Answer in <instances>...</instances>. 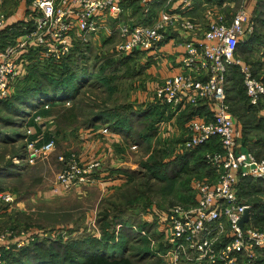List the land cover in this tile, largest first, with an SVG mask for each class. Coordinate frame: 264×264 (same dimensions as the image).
Returning <instances> with one entry per match:
<instances>
[{"label": "built area", "instance_id": "obj_1", "mask_svg": "<svg viewBox=\"0 0 264 264\" xmlns=\"http://www.w3.org/2000/svg\"><path fill=\"white\" fill-rule=\"evenodd\" d=\"M150 0H141L148 9ZM188 4L190 0H181ZM5 0H0V31L7 26L8 13ZM121 0H29L27 10L18 29L20 33L0 45V101L13 91L14 83L22 71L17 61L19 54L29 48L37 49L43 60L58 61L66 57L75 42L88 41L101 24L96 17L109 12H121ZM176 24L192 35L183 41L181 69L166 76L156 88L159 102L171 112L186 106L207 105L210 112L205 118L192 117L185 124L186 138L177 153L191 151L212 139L219 150L204 154L213 178L196 179L191 184L194 203L189 207L175 205L162 217L165 236L166 264H257L264 249V225L250 220V204L238 195L239 178L264 179V158H257L249 150H241V133L226 100L225 79L229 68L235 66L242 76L248 102L258 106L264 98V84L254 74L248 63L241 61L237 45L253 28V21L243 5L233 13L230 21L222 13L215 14L202 34L197 35V25L189 18L162 13L153 24L120 21L115 28L119 40L114 48L119 53L154 51L163 40L164 29ZM11 27V26H10ZM69 106V102L65 103ZM48 108V104H44ZM35 123L41 116L33 118ZM31 128L26 130L27 161L46 158L54 150L53 140L36 145ZM78 157V156H77ZM74 153L60 155L62 164L55 184L58 189L70 190L73 186L93 184V177L101 169L100 160L82 163ZM55 188V191H58ZM10 192L0 191L1 203L11 204ZM248 220L239 225L244 211ZM36 234H22L15 245H25ZM7 235L0 236V264L2 253L10 248Z\"/></svg>", "mask_w": 264, "mask_h": 264}, {"label": "rangeland", "instance_id": "obj_2", "mask_svg": "<svg viewBox=\"0 0 264 264\" xmlns=\"http://www.w3.org/2000/svg\"><path fill=\"white\" fill-rule=\"evenodd\" d=\"M16 2L17 0H5L4 6L8 13L16 9ZM240 3L236 1V8ZM255 4L252 12L247 10L251 12L249 15L250 20L253 21V28L239 42L242 46L240 51L237 50V54L241 61L248 63L252 69L256 70L254 74L260 77L264 75V0H256ZM140 15L137 13V16L140 17ZM252 33L255 35V41L247 50L244 44L247 45ZM104 34L100 33L97 37H91L94 42L93 46L86 49L78 62L85 63L89 67L94 65V68L101 71V76L107 81L103 83V79L95 77L94 80L84 84L80 89L78 100L97 109L110 110L122 107L126 112H129L128 109L145 110L151 104L155 105L151 83L150 89L146 87L152 77L147 70L145 72L140 68V63L148 60H143L146 58L135 53L132 55L136 56L134 61H128L126 65L121 64L120 69L114 71L115 64L110 62L113 60L110 58L113 57L110 54L113 45L109 41L105 44L102 42ZM1 38L4 36H0ZM11 38L9 37L8 40ZM231 95L237 96L236 93ZM71 104L72 102H69V106H63L70 107ZM1 105L0 188L10 192L14 199L9 206H4L5 210H1L3 207H0V211L4 212L0 215V236L6 234L10 244L14 243L10 245L9 250H12L10 254L18 253L32 243L30 241L25 245H15L23 238L22 234L33 236L36 234L35 239L50 238L51 241L57 239V241L66 242L70 241L72 236L82 232L99 236L100 228L105 226L109 234L114 230L115 239H120L121 232L118 234L117 232L122 224L131 228L130 230L134 233L136 229L139 230L138 226L146 228L153 226V234L149 233V237L154 244L149 243L147 246V240L134 241L131 237L126 239L127 247L124 249L126 251L117 252L121 254L120 256L130 258L134 264H166L159 260L157 254L153 253V251L159 252L160 244L164 245L165 242L164 226H162L163 214L165 210L175 205L189 207L194 197L190 190L193 180L208 178L206 174L201 175V172L192 169L195 160L190 161L189 171L178 173L177 169L178 174L171 182L165 179L158 180L152 175L154 171L151 168L155 170L158 164H162L159 166L161 172L160 170L157 172L158 177L161 174L162 176L166 174L173 176L176 172L175 168H179V157L182 153H177V150H179L178 145L185 140V132H183L185 121L171 122V116L159 117L158 122H154L157 134L150 143L141 144H136L135 139H138L136 134L148 131V125L145 122L150 120L147 118V120L140 121L141 124L134 122L132 135L122 136V139L124 138L120 139L122 145L119 150H115L116 156L122 163L121 168H124L127 177L131 179L128 182L108 188V184L102 180L89 185L73 186L70 190H62L58 189L55 184L57 173L62 168L58 157L60 155L67 157L70 153H74L77 157V149L81 146L77 145V142L74 145L71 135L63 136L62 132L58 131L59 135L55 133L52 137L54 150L51 154L46 158H37L32 164L28 163L27 143L24 136L27 128L35 130L36 136L45 140V132H54L55 127H51L52 119L40 112L44 105H38L36 110H27V115L20 117L12 115L8 111L9 108H6L7 111L4 110ZM262 106L259 107L257 116L259 113L264 114ZM48 107L51 108V105L48 104ZM229 108L239 126L238 116L236 117L230 104ZM37 115L41 116V122H47L48 128L43 132L38 130L36 124L32 122ZM262 136L264 137V134L261 131H252L245 136L241 133V150H249L256 154L257 158H264V147L258 145ZM206 152L209 151L202 150L201 153L196 152V155L204 156ZM177 163L178 165L174 167ZM55 188L58 191H55ZM106 214L113 216V219L101 222L100 219ZM146 246L149 248L148 253L144 249Z\"/></svg>", "mask_w": 264, "mask_h": 264}, {"label": "trees", "instance_id": "obj_3", "mask_svg": "<svg viewBox=\"0 0 264 264\" xmlns=\"http://www.w3.org/2000/svg\"><path fill=\"white\" fill-rule=\"evenodd\" d=\"M19 23H21V21H17L11 26L13 30L11 31V36L15 37L20 33L18 29ZM9 37L10 35L8 37L4 36L2 43L5 42V40L7 41ZM111 38L112 37L104 38L103 43H107ZM253 41H255V35L252 33L247 41V45L244 44V47L246 46L247 50H249ZM241 44L242 43H238L237 45L238 51L241 50ZM111 45H113V47H111L110 54L113 57L110 58H113V60L110 62L115 64V67H113L114 71L119 70L121 64L134 61L136 56L132 55L140 52L139 50H135L133 52L119 53L114 48L115 44L112 43ZM92 46L93 44L89 40L77 41L74 43L70 53L58 61L42 60L40 57H37L35 52L31 51V48L22 51L18 61L22 60L24 63L22 69L26 71V73L14 83V88L10 96L6 100L0 101L2 108L4 110L9 108L8 111L12 115L20 117L27 115V110H36L38 105H44L47 104V102L51 105V108H41L40 112L52 119V125L55 127L54 132H45V140H40L38 145H41L45 141L52 140V137H54L55 133H58V131H61L63 136H65V132L73 133L80 128L93 127L98 123L103 124L114 133L128 137L132 135L134 125L141 124V122L147 120V118L150 120L145 122L148 125V131L141 134L137 132L136 136L138 135V139H135V141H137L136 144L145 142L150 143L151 139L157 134V127L154 122H158L159 117L163 118L164 111L166 110V108L161 106L158 102H155V105L151 104L150 107L145 110L134 111L133 109H128L129 112H126L122 107L112 108L110 110L107 108L97 109L93 106L91 107L88 103L78 100L80 89L84 84L94 80L95 77L103 79V83L107 81L105 77L101 76V71H97L94 68V65L89 67L85 63L78 62L80 56L85 54L86 49ZM147 66V61L140 63V68L144 71ZM252 70L254 73L256 72V70ZM257 78L264 84V75L260 77L257 76ZM225 81L226 100L230 104L232 111L236 114V117L238 116L237 120L239 119L238 122L240 123L238 128L241 130L242 135L245 136L252 131H261L264 134V114L259 113L257 116L260 109L259 107L264 103V98L260 101L258 106L249 104L245 86L242 82V76L235 66L229 68L226 73ZM234 93H236L237 96L231 95ZM67 101L72 102L70 107L63 106ZM81 102H83V104ZM56 105L61 106L58 107ZM262 107H264V104ZM200 112V108L188 107L182 111L179 122L186 121L193 114ZM135 121L136 123L134 124ZM32 122L35 124L33 120ZM44 123L46 124L47 122ZM36 126L38 127V125ZM37 129L41 130V127ZM24 136L26 137L25 134ZM29 139H34V135L32 134ZM258 145L264 147V137L259 141ZM202 150H219V144L215 139H212L191 151L180 154V157L178 156L180 163L174 166L176 167L178 165L179 168H175L176 172H174L175 174H173V176H167V174L164 176H162V174L159 177L157 176V172L160 170L159 166L162 164H158V168L155 170L151 168V170L154 171L152 175L158 180L165 179L171 182L178 173L189 171L191 169L189 168L190 161L195 160L192 169L201 172V175L206 174V176H211L213 171L207 166L204 156L196 155V152L201 153ZM154 166L156 165L154 164ZM163 174H165V171H163ZM238 195L251 205L250 220L252 223L255 225L264 224V179L253 180L246 177L239 178ZM4 206L7 207L9 204L1 203L0 207H3L1 210L6 209ZM2 213L4 212L0 211V215ZM108 219H113V216L106 214L100 220L101 222H105ZM134 228L136 229V227ZM138 228L139 230L137 231L136 229L134 233L130 230L131 228H127L121 224V228L117 232V234L121 232L120 239H115L114 230L109 234L105 226L100 228L99 236L94 233L82 232L78 233L76 236H72L70 241L66 242L57 241V239L51 241L50 238H37L34 239L29 246L13 255L10 254L12 250L6 249L2 253V259L4 264H134L130 258L124 255L120 256L121 254L117 252L123 253L126 251L124 249L127 247V240L131 237L134 241L147 240V246L149 243L151 244L152 240L150 239L151 237H149V233H151V235L153 234V226L149 228L138 226ZM147 246L144 248L146 253H148L149 249ZM159 250H163L161 244ZM153 253L155 255L157 254V252L154 251ZM259 253L260 258L257 264H264V249Z\"/></svg>", "mask_w": 264, "mask_h": 264}, {"label": "crops", "instance_id": "obj_4", "mask_svg": "<svg viewBox=\"0 0 264 264\" xmlns=\"http://www.w3.org/2000/svg\"><path fill=\"white\" fill-rule=\"evenodd\" d=\"M236 1H240V5H243L246 10L251 12L254 10V7L256 5V0H190L188 4L183 3L181 0H150L147 4L148 9L145 10L141 0H121L120 4L122 10L120 13L113 15L107 12L104 14V16L96 17V20L102 26H100L98 30L91 35V37H97L98 35H100V33H105L104 35H102L103 39L112 37L109 42H111V44H115L119 40L118 32L115 31L118 22L128 21L130 23L153 24L157 19L160 18L162 13L179 15L191 19L196 23V32L198 33L197 35L200 36L203 30L206 28L208 22L215 17V14L222 13L226 20L230 21L233 13L237 9ZM28 2L29 0H17V7L11 13H8L4 6L5 10L8 13V21L6 28L0 31V36L4 35L5 37H8L10 35V38L13 37L11 36V31L13 30L10 26H13V23H16L17 21L22 22L23 16L25 15V12L27 10ZM137 13L141 14L140 17L137 16ZM163 35V40L161 41L158 49L154 51L152 50L139 52L142 58H146L143 60H148V66L146 70L152 77L151 80L148 81L146 87L150 89L151 83L153 87L152 91L155 95V101L158 102L161 106L163 105L159 102V99L156 97V88L161 84L162 80L166 76L175 74L182 70L181 55L183 52V41L186 37L192 35V32L184 31L179 28L176 24H171L164 29ZM91 37L88 40L91 41V43L93 44L94 42H92ZM13 38H11L9 41H11ZM3 39L4 38L0 39V43L2 45L9 42L8 40H5L6 42L2 43ZM31 51L35 52L37 57H39L37 49L31 48ZM19 57L20 54L16 58L17 61L19 60ZM23 65L24 63L22 62L20 64L22 71L21 77L24 76L26 73V71L22 69ZM188 107L201 109L200 113L193 114L190 118H205L210 112V107L207 105L186 106L185 108L180 109L176 113L171 112L165 107L166 110L164 111V115L167 117L171 116V122L179 120L182 111H184ZM185 122L183 123V132H185ZM36 125H38V127H41V132L48 128V125L41 121ZM51 127H53L52 124ZM33 135L34 139L36 140V145H38V142L41 139L39 136H36L35 130H33ZM65 135H71L74 139V145H76L77 142V145L81 146L80 149H77V156L82 163H89L94 160H100L101 169L93 175L96 181H105L108 184V188H111L113 185V187H116L128 182L129 179L123 170L124 168H121L122 163L118 159V156H116L115 152V150H119L122 145L121 142L124 139H122V135L110 131L103 124L100 123L94 125L93 127L80 128L79 130L74 131L73 133L65 132ZM184 138H186V134H184ZM207 177L209 179H212L214 176L212 174L211 176ZM0 191L5 192V190ZM191 194H193L194 196L192 186ZM192 198L193 200L191 205L194 203V197ZM151 244L153 245L154 241H151ZM161 245L163 246V250H159V252H157V255L159 256V260H161L162 263H166L164 258L162 257V254L165 251V244Z\"/></svg>", "mask_w": 264, "mask_h": 264}, {"label": "water", "instance_id": "obj_5", "mask_svg": "<svg viewBox=\"0 0 264 264\" xmlns=\"http://www.w3.org/2000/svg\"><path fill=\"white\" fill-rule=\"evenodd\" d=\"M248 209H246L241 217V220L239 222V225L242 226L245 222L248 220Z\"/></svg>", "mask_w": 264, "mask_h": 264}]
</instances>
